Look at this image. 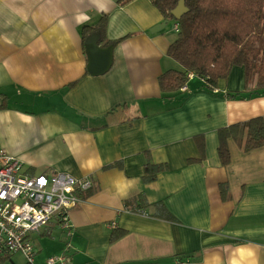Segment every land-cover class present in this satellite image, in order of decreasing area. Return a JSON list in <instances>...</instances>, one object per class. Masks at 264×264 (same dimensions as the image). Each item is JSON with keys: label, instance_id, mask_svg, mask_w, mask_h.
Instances as JSON below:
<instances>
[{"label": "crops", "instance_id": "0c3cea01", "mask_svg": "<svg viewBox=\"0 0 264 264\" xmlns=\"http://www.w3.org/2000/svg\"><path fill=\"white\" fill-rule=\"evenodd\" d=\"M120 1L0 0V148L29 174L93 182L69 210L73 235L54 219L33 236L35 259L264 264V146L229 140L226 167L218 152L221 128L264 118V95L226 96L246 89L238 67L214 94L196 76L163 93L160 76L182 70L168 56L175 24L167 30L151 0ZM103 18L104 32L85 30ZM198 136L205 156L189 163L201 157ZM148 163L167 169L147 182ZM158 203L174 221L155 216Z\"/></svg>", "mask_w": 264, "mask_h": 264}, {"label": "trees", "instance_id": "16d2710c", "mask_svg": "<svg viewBox=\"0 0 264 264\" xmlns=\"http://www.w3.org/2000/svg\"><path fill=\"white\" fill-rule=\"evenodd\" d=\"M131 0H121L122 4ZM163 18L179 26L178 38L168 56L181 65L182 70H169L159 78L163 93H175L188 83V75L194 74L203 82L206 92L214 94L220 80L228 79L233 68H243L245 91L227 93L231 99H245L264 95V0H185L188 12L176 20L173 10L180 0H151ZM105 18L95 27L87 29L105 30ZM120 41H117V43ZM219 156L223 166L231 162L229 140L238 142L243 152L264 146V118L255 117L243 123L221 128ZM201 157L204 159L205 139L197 137ZM166 165L148 163L144 179L153 181ZM226 193V186L222 187ZM127 203V209L139 211ZM147 206L146 202H143ZM156 217L174 221L175 217L160 203L156 204ZM115 232L112 240L123 236Z\"/></svg>", "mask_w": 264, "mask_h": 264}, {"label": "built area", "instance_id": "2783aa9c", "mask_svg": "<svg viewBox=\"0 0 264 264\" xmlns=\"http://www.w3.org/2000/svg\"><path fill=\"white\" fill-rule=\"evenodd\" d=\"M175 30L179 32L178 25ZM194 76L189 74L188 78ZM186 90L187 86L181 89ZM92 188L90 178L76 179L68 173L29 174L19 158L0 148V264H16L14 255H21L27 264H35L33 236L54 219L72 236L69 210L81 201L78 191L88 192ZM66 261L67 256L61 254L51 257L46 264ZM174 264L188 263L178 259Z\"/></svg>", "mask_w": 264, "mask_h": 264}, {"label": "rangeland", "instance_id": "374dc122", "mask_svg": "<svg viewBox=\"0 0 264 264\" xmlns=\"http://www.w3.org/2000/svg\"><path fill=\"white\" fill-rule=\"evenodd\" d=\"M173 27H174V23L170 21V23H169V25H168V27H167V30H172ZM171 34H172L173 38H176V36L178 35V33L174 32V31H173ZM177 64H178V63H177ZM177 66L179 67V69H182V67H181L180 64H178ZM35 238H36L35 240H36L37 243H39V242L41 241V239H39V238H37V237H35ZM44 239H46V243H47V244H51L52 246H56V245H57V244L53 241V240H54L53 238L46 237V238H44ZM35 240H34V241H35ZM13 260H14V262H15L16 264H27L26 260H25L21 255H14ZM39 262H40L39 258L35 259V264H39Z\"/></svg>", "mask_w": 264, "mask_h": 264}, {"label": "water", "instance_id": "95a60500", "mask_svg": "<svg viewBox=\"0 0 264 264\" xmlns=\"http://www.w3.org/2000/svg\"><path fill=\"white\" fill-rule=\"evenodd\" d=\"M188 12V8L185 5V0H180L178 3V6L173 10L174 18L178 21L180 20L186 13ZM167 23H164L163 26H165ZM112 57V48H109V59ZM110 67V64L108 68ZM107 68V69H108Z\"/></svg>", "mask_w": 264, "mask_h": 264}]
</instances>
